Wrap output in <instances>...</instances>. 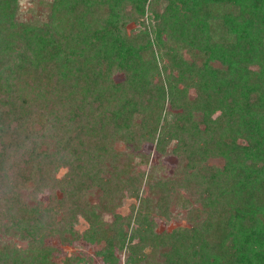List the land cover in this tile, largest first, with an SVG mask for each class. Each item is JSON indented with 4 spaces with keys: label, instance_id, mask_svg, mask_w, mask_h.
Returning a JSON list of instances; mask_svg holds the SVG:
<instances>
[{
    "label": "trees",
    "instance_id": "1",
    "mask_svg": "<svg viewBox=\"0 0 264 264\" xmlns=\"http://www.w3.org/2000/svg\"><path fill=\"white\" fill-rule=\"evenodd\" d=\"M21 1L0 0V236L25 248L0 264H264V0ZM145 143L171 173L121 167ZM173 206L190 226L157 233Z\"/></svg>",
    "mask_w": 264,
    "mask_h": 264
},
{
    "label": "rangeland",
    "instance_id": "2",
    "mask_svg": "<svg viewBox=\"0 0 264 264\" xmlns=\"http://www.w3.org/2000/svg\"><path fill=\"white\" fill-rule=\"evenodd\" d=\"M29 0H22L20 3V6L22 7V17L24 19H26L27 17H30L29 12L27 11L28 8H31L34 11H39L40 8H38V5H34V4H29L28 2ZM43 12L40 11L39 13ZM32 16V15H31ZM139 28L138 24H134V23H128L125 26V31L127 33H133L135 31H137ZM123 77L122 75L119 76H115L114 79L115 81H119L121 80ZM190 94H192V91H190ZM171 119V116H170ZM155 145L153 143H145L141 150H139V154L145 155L148 160L149 163H142L140 162V160L138 158H135V161L133 163V165H128L125 163H120L121 167L125 170V171H129V170H138L140 172H144L145 174H148L151 172L152 168H155L154 170V176L155 177H159L162 176L163 173L165 174H169L172 172V170L175 167V163H176V157L172 156L171 154H167L166 156H160L159 154H156L155 152ZM211 162L217 166H220L222 164V161L219 159L216 160H211ZM159 165L160 167H164V170H160L159 171ZM161 167V168H162ZM63 171H60L58 173H56V177H59L60 174ZM94 200V203H100L102 204V202L97 201V198L95 196H93L91 198V201ZM131 206H137V202H135L133 199L128 198L126 195H124V197L121 200L120 206L119 207H113V213L114 214H118L121 215L123 217H127L130 213L131 210ZM112 215V214H111ZM110 214H104L103 219L106 222H111L112 221V217ZM184 211L180 210L179 208L173 206L172 207V214L169 220L164 221L162 219H159L157 216H155L154 214H152V216L154 217L155 221H156V232L160 233L162 231H166V232H171L174 229L177 228H187L190 225L186 222L185 218H184ZM76 229L78 230H84L86 228V224L83 220H80L78 225L75 226ZM130 232V231H129ZM0 241L1 242H8L10 245H14L17 247H22L25 248V243L24 241L20 240L19 238L15 237V236H4L1 237L0 236ZM47 245H54L55 248H57L56 253L53 254L54 258L52 257L53 260L55 261H63L66 258L69 257H76V256H81L80 254L86 253L87 255H91V257H93L94 251L92 249V247L89 248V246L84 247H79V246H74L73 244L69 245V246H62L59 245V242L57 240H48L45 242ZM127 252L124 249L123 251H121L120 253H117L118 258L120 259V263L119 264H124V261L127 257ZM157 258V256H156ZM93 264H103L102 262H99L98 260H96L93 257Z\"/></svg>",
    "mask_w": 264,
    "mask_h": 264
}]
</instances>
